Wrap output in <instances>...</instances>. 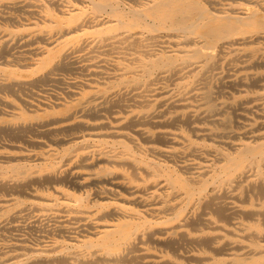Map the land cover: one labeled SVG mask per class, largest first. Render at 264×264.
<instances>
[{"label": "bare ground", "instance_id": "6f19581e", "mask_svg": "<svg viewBox=\"0 0 264 264\" xmlns=\"http://www.w3.org/2000/svg\"><path fill=\"white\" fill-rule=\"evenodd\" d=\"M231 1L0 0V236L54 222L0 264H264V0Z\"/></svg>", "mask_w": 264, "mask_h": 264}, {"label": "rangeland", "instance_id": "374dc122", "mask_svg": "<svg viewBox=\"0 0 264 264\" xmlns=\"http://www.w3.org/2000/svg\"><path fill=\"white\" fill-rule=\"evenodd\" d=\"M202 1H207V0H202ZM213 1H215V2H218V4H219V6L220 7H225V8H227L228 7V5L229 4H232V5H235L234 3L235 2H233V1H231V0H213ZM237 4V3H236ZM221 5H224V6H221ZM242 7V6H241ZM0 22H2L3 23V21H1L0 20ZM20 47V50L22 51V50H24V49H26V48H24V47H22V46H19ZM17 51H18V49H17ZM96 55H97V53H96ZM247 61H248V56L246 55V54H243V51H242V62H241V64L240 63H237L236 65L237 66H242L243 68H242V77H245V75H247V73L248 74H250V73H255L256 72V70L254 71V69H251V68H249V67H252V66H250L248 63H247ZM246 66H248V67H246ZM229 68H231L230 70H226V69H229ZM234 67L233 66H227V68L225 69V72L227 73L228 72V74L229 75H231V74H234V69H233ZM219 71L220 70H217V72L216 73H219ZM261 71H264V70H261ZM59 75V77L60 78H62L63 80V82L62 81H60L59 83H51L50 85H53L54 86V88L53 87H51V88H49L50 90H52L51 92L53 93H51L50 91H48V93L49 94H51V95H54V94H56V93H63L65 90H67L68 88V86L71 84V83H74L75 81H77V80H79V77H80V79H81V77H82V75H83V73H81L82 75L81 76H79L78 74H74L75 76H73V75H69L68 73H66V72H59L58 73ZM62 74V75H61ZM67 74V75H66ZM260 74H262L263 76H264V72H260ZM61 75V76H60ZM66 75V76H65ZM62 76H64V77H62ZM68 76V77H67ZM71 76V77H70ZM219 76V75H218ZM73 77V78H72ZM66 78H67V80L68 81H66ZM264 78V77H263ZM64 79H65V81H64ZM75 79V80H74ZM225 80H227L226 78H224ZM73 80V81H72ZM65 82V83H64ZM67 82H68V85H67ZM62 83V84H61ZM218 83H220V84H218ZM246 84H247V87H246V85H243L242 86V115H244V116H246L249 120H250V122H251V120H252V122L253 121H255V122H257V121H259V120H261L260 119V117H264V108H260V111L258 110V109H256L255 107H254V101H252L253 99H255L254 97L256 96V92H260V93H264V88L262 87V86H264V81H258V83H256V84H254V86H251L252 85V83H249V81H246ZM249 84H250V86H249ZM219 85V86H218ZM255 85L257 86V88H255ZM201 86V85H200ZM213 86H216V87H214V90H215V93L216 92H218V91H220V90H222V91H220V93H218V94H215V96H214V100H215V102L216 103H220V102H231L232 100H233V96H235V95H237V91L234 89V90H232L231 88H229L228 89V87L226 88V85H224V83L222 84L221 82H214V84H213ZM245 86V87H244ZM258 86H260V87H258ZM202 87V86H201ZM219 87V88H218ZM220 87H223L222 89L220 88ZM63 88H65V89H63ZM67 88V89H66ZM63 89V90H62ZM218 89V90H217ZM57 90V91H56ZM232 90V91H231ZM56 91V92H55ZM226 92V93H225ZM223 93V94H222ZM250 100V101H249ZM249 102V103H248ZM262 102H264V98H263V100H262ZM248 103V104H247ZM254 107V108H253ZM246 110V111H245ZM250 111V112H249ZM237 113H241V111H237L236 112V114ZM236 114H235V117H236ZM255 114V115H254ZM237 118V117H236ZM259 119V120H258ZM263 121H264V119H262ZM254 123V122H253ZM30 219H27V220H21V221H19L18 222V225L19 226H21L18 230H10L11 228H9L8 230H9V232L7 233V232H4V234L5 233H7L6 235H4L3 234V232L1 233L2 235L0 236L1 238H0V244H3L4 246H9L10 245V243H14L15 242V240L16 239H24V240H27L28 241V244H30V245H32V244H35L36 242L38 243L39 242V240H41L42 238H43V236H47V237H51V236H48V232H46L47 230H50V228H52V226L54 225V222H50V221H47V222H45V224H49L50 226H49V228H44V226L45 227H47L48 226V224L47 225H45V224H43L44 222H42V224L40 223L39 225H38V223L36 224V223H34L32 220H30ZM23 221H25V222H23ZM22 222H23V224H22ZM28 222H30V225L28 224ZM33 222V223H32ZM20 223V224H19ZM27 223V224H26ZM53 223V224H52ZM52 224V225H51ZM23 225H25V227L23 226ZM40 225H42V226H40ZM44 225V226H43ZM34 228H33V227ZM26 227H32V228H26ZM24 228V229H23ZM40 228V229H39ZM22 229V230H21ZM34 229H35V231H34ZM40 230H41V232H40ZM10 231L12 232V233H10ZM20 231V232H19ZM29 231V232H28ZM31 231H33V232H31ZM14 232H17V233H14ZM35 232V233H34ZM45 232V233H44ZM29 233V234H28ZM9 234H10V238H9ZM15 235V236H14ZM28 237H27V236ZM29 235H30V237H29ZM3 236L5 237V238H3ZM13 236V237H12ZM17 236V237H16ZM20 238H19V237ZM23 236V237H22ZM39 236H41V237H39ZM6 237H8V240H7V238ZM27 237V238H26ZM6 239V240H5ZM13 239H15V240H13ZM4 240V241H3ZM10 240V241H9ZM2 241V242H1ZM12 241V242H11ZM14 241V242H13ZM7 242L9 243V244H7ZM4 243H6V244H4ZM32 243V244H31Z\"/></svg>", "mask_w": 264, "mask_h": 264}]
</instances>
